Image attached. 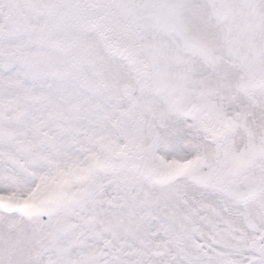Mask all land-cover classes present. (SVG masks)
Here are the masks:
<instances>
[{
    "label": "snow or ice",
    "instance_id": "6c2138e0",
    "mask_svg": "<svg viewBox=\"0 0 264 264\" xmlns=\"http://www.w3.org/2000/svg\"><path fill=\"white\" fill-rule=\"evenodd\" d=\"M0 264H264V0H0Z\"/></svg>",
    "mask_w": 264,
    "mask_h": 264
}]
</instances>
